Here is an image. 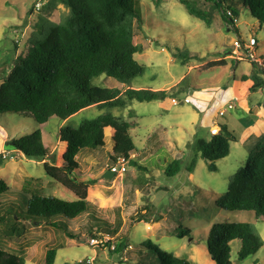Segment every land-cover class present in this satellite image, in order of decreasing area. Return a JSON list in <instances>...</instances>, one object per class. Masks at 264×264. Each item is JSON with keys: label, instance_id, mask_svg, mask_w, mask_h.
Instances as JSON below:
<instances>
[{"label": "rangeland", "instance_id": "rangeland-1", "mask_svg": "<svg viewBox=\"0 0 264 264\" xmlns=\"http://www.w3.org/2000/svg\"><path fill=\"white\" fill-rule=\"evenodd\" d=\"M140 2L144 31L137 34L135 43L147 49L135 57L144 67L143 74L134 80L135 88L169 90L185 80L182 88L190 97L200 98L202 93L208 96L223 87L249 91L241 76L251 74L253 65L246 52L237 49L235 44L240 40L249 44L250 39L255 38L254 53L263 65L264 24L261 26L248 8L237 6L236 26L229 29L220 17H216L213 25L208 27L188 13L182 0ZM38 3L42 4L40 9L36 7ZM52 3H56L58 9L55 14H48V6ZM67 13L68 9L59 0H0V85L10 75L16 59L27 54L28 40L34 33L33 24L38 17L47 15L51 22L57 24ZM185 51H189L192 59L183 64L176 54ZM234 77L240 83L237 86ZM94 84L126 89L106 75L96 78ZM196 87L198 92L194 91ZM185 97L174 93L164 101H134L126 109L111 111L91 107L62 126L58 118L39 126L28 114H0V141L5 136L6 143L19 140L39 128L48 151L46 159L31 160L3 143L0 155L6 151L15 157L13 160L2 158L0 179L11 187L10 194L3 196V203L18 200L26 181L31 182L30 187L40 195L70 202L78 200L71 190L47 176L45 164L53 165L54 157L56 166L62 163L66 150L59 138L61 128L79 126L106 113L130 123V132L138 150L132 157L138 158L139 163L147 168L145 178L153 185H148V189L133 190L137 172L129 163L123 176H115L111 180L104 178L114 165L110 158L114 131L108 128L103 151L87 152L77 159L81 164L80 177L97 181L88 189V212L73 221L66 220V230L45 222L21 223L20 227H26L22 237L7 236L4 233L6 225L0 221V248L26 253L29 256L26 264H45L46 254L53 248L58 249L55 264H154L156 253L144 246L151 242L191 264H216L207 248L211 228L217 224L251 223L263 247L257 254L240 261L241 242L237 240L232 244L231 262L264 264V219H257L254 212H229L217 206L219 199L228 191L231 178L247 166L250 156L247 145L233 143L230 155L216 163L218 169L215 172L209 170L207 161L198 158L192 174L182 170L169 177L165 173L167 163L172 159H181L186 165L194 158L197 139L211 137L209 126L203 127L200 121L201 106L197 107L200 104L190 103ZM173 99L177 104L172 102ZM249 100L264 110V92L252 94ZM223 110L227 114L221 116L218 112L216 126L227 125L240 141L243 127L239 119L244 115L239 114L238 108L229 109L227 105L219 111ZM10 206L8 204L5 209L11 211ZM152 211L156 218L149 223L142 220L145 219L143 216L152 215ZM181 231H189L190 236L180 238ZM104 236L111 238L107 247L100 249L91 244L93 238ZM112 245L116 246L115 251L111 250Z\"/></svg>", "mask_w": 264, "mask_h": 264}, {"label": "trees", "instance_id": "trees-1", "mask_svg": "<svg viewBox=\"0 0 264 264\" xmlns=\"http://www.w3.org/2000/svg\"><path fill=\"white\" fill-rule=\"evenodd\" d=\"M59 3L68 9V13L57 24L51 22L47 15L38 17L33 24L34 33L28 40L27 54L16 59L10 75L0 85V114H28L41 126L53 118L65 122L91 107L101 111L126 109L134 101H164L171 94L185 93L182 88L185 80L169 91L133 86L134 80L144 72V67L135 57L147 49L135 43L137 34L144 31L140 0H59ZM182 3L191 16L208 27L213 25L216 17H220L229 29L235 27L237 6L248 8L259 24H264V0H182ZM56 6V3L49 4L48 14L54 12ZM240 42L246 45L244 41ZM176 57L183 64L192 59L189 51L180 52ZM252 65V73L241 79L252 80L250 92L255 93L264 89V64L252 62ZM102 75L117 80L126 89L94 84V80ZM224 89L227 90V87ZM108 128L114 131L112 162L125 157L130 166L136 168L137 181L132 189L144 190L148 189V185L153 187L145 178L147 168L139 163L138 158H131L138 150L129 122L106 113L79 126H65L59 133L60 141L67 143L63 163L56 166L54 157L53 165L45 164V171L48 177L76 194L78 200L70 202L40 195L30 187L31 182L26 181L18 200L3 203V196L10 194L11 187L0 179V221L6 225L4 233L7 236L22 237L26 227L19 225L24 222H45L66 230V220L73 221L88 212V189L97 181L80 177L81 164L77 159L87 152L103 151ZM238 141L236 133L223 125L218 135L196 140V155L191 161L183 165V160L172 159L167 163L165 173L169 177L178 175L182 170L192 174L198 158L207 161L209 170L215 172L218 169L216 163L228 157L231 145ZM13 142L15 147L12 150L28 159L42 161L48 157L39 128ZM247 142L250 148L247 166L231 178L228 191L219 199L217 206L229 212H254L257 219H264V135L251 137ZM2 163L0 155V167ZM8 204H11V211L5 209ZM151 214L143 216L145 219L142 220L149 223L157 217L153 211ZM185 236H190V232H179L180 238ZM237 240L241 242L238 252L240 261L257 254L263 247L251 223L217 224L211 228L207 248L216 264H232V244ZM144 246L156 253L154 264H191L187 259L166 252L151 242ZM57 254V248L48 250L45 264H55ZM28 257L24 252L0 248V264H26Z\"/></svg>", "mask_w": 264, "mask_h": 264}, {"label": "crops", "instance_id": "crops-1", "mask_svg": "<svg viewBox=\"0 0 264 264\" xmlns=\"http://www.w3.org/2000/svg\"><path fill=\"white\" fill-rule=\"evenodd\" d=\"M57 9L52 13L55 14ZM249 75L250 74L248 75L246 74L243 76H249ZM243 76H241V78ZM243 82L245 83L244 85L247 86L249 91L241 90L243 92L241 93V91L236 90L234 87H230L227 90H225L223 87V88L217 89L216 91L209 94L208 96L202 93L200 94V98L190 97L188 92H185L184 95L186 96L185 100H189L190 103L200 104V105H197V107L201 106L200 112H202V116H201L202 120L200 119V121L203 127L209 126L208 128H210V130L216 125L215 117L218 114V112H220L219 110H221L224 107V105H227L229 109L238 108L240 111L239 114L244 115V117L239 119V122L242 124V127H243V132H242L241 139L238 142H240L243 145H247L248 143L247 141H249L251 137H261L264 135V110L260 108V105L253 104L249 100L252 94H258L260 92H264V89L259 90L255 93H252L250 92V88L253 85V81L247 80ZM234 83L236 86L240 84L239 82H236V80H234ZM194 91L198 92L199 88L196 87ZM234 101L236 102V104H234ZM223 111L225 112L224 116H226L227 114L226 110H223ZM67 121L62 122L61 126L64 125ZM219 128L221 129V127ZM6 141H7V136L4 137L3 141H0V149L4 147V144L6 143ZM62 144L65 150H67V143L62 142ZM62 163H63V160H62Z\"/></svg>", "mask_w": 264, "mask_h": 264}, {"label": "built area", "instance_id": "built-area-1", "mask_svg": "<svg viewBox=\"0 0 264 264\" xmlns=\"http://www.w3.org/2000/svg\"><path fill=\"white\" fill-rule=\"evenodd\" d=\"M42 6L41 3H38L36 5L37 9H40ZM257 45V40L255 38H251L249 41V44L243 45L240 41H238L235 46L237 49H243L246 52V55L248 57V59L251 62H257L260 64V60L255 56V47ZM172 102L174 104H177L176 100L173 99ZM219 114L221 116L225 115L224 111H220ZM220 133V128L218 126H214L213 128H211L210 130V135L211 136H215L218 135ZM9 154L11 155V153L3 151L1 153L2 158L3 159H8L10 158L11 160H13L15 157L14 156H9ZM131 158H133L131 156ZM128 164V160L125 157H121L119 158L114 165L112 166V168L110 170H112L113 172H115L116 176L120 177L123 176L125 174V172L127 171L126 165ZM111 241V238L109 236H104L103 238H93L91 240V244L93 246L99 247L100 249H103L105 247L108 246L109 242ZM128 249H132V246H128ZM111 250L115 251L116 250V246L112 245L111 246Z\"/></svg>", "mask_w": 264, "mask_h": 264}, {"label": "water", "instance_id": "water-1", "mask_svg": "<svg viewBox=\"0 0 264 264\" xmlns=\"http://www.w3.org/2000/svg\"><path fill=\"white\" fill-rule=\"evenodd\" d=\"M6 147H12L14 148L15 147V143L12 141H8L6 144H5ZM116 176L115 172H113L112 170H109L107 171L105 174H104V178L105 179H108V180H111L113 179L114 177Z\"/></svg>", "mask_w": 264, "mask_h": 264}]
</instances>
